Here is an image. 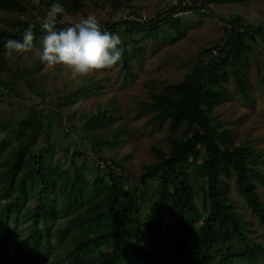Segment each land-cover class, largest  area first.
Masks as SVG:
<instances>
[{
    "label": "trees",
    "instance_id": "16d2710c",
    "mask_svg": "<svg viewBox=\"0 0 264 264\" xmlns=\"http://www.w3.org/2000/svg\"><path fill=\"white\" fill-rule=\"evenodd\" d=\"M135 1L140 0H0V24L4 27L0 29V73H9L13 68L16 77L30 75L28 85L34 84L39 68L27 65L25 55L14 61L4 56V43L8 39L22 40L29 23L20 17L28 9L42 20L54 2L71 12L106 6L111 12L125 10L128 15L139 16V8L132 5ZM181 1L176 0L177 4L165 11L161 8L145 22L120 19L102 24V30L133 34L147 33L160 23L173 25L178 19L171 15L182 9ZM252 1L264 2L191 0L189 8L195 11L211 4ZM224 23L228 26L224 28V42L212 46L216 56L198 63L178 83L149 92L147 107L155 111L152 119L167 122L169 130L182 129L179 139L167 137L166 153L151 149L156 160L144 166L139 177L141 193L148 181H154L157 194L158 215L146 218L150 249L143 250L132 240L140 222L135 214L136 189H124L122 177L113 170V162L103 156L99 158L103 166L92 174L87 193L83 192L82 184L85 175L92 173L88 168L73 166L61 171L51 167L47 163L52 146L50 123L44 111L30 105L17 125L8 127L0 121V264L264 263V245L246 234V224L220 191L224 178L233 176L238 194L264 228V202L257 191V185L264 187V170L255 166L259 157L251 148L234 143L230 130L214 128L208 110L222 91L218 78L224 74V67L238 63L245 39H253L249 31L254 33L262 28L264 32V23L255 27L239 19ZM68 26L71 25L62 21V15L58 17L57 30ZM37 34L46 33L40 29ZM179 37L181 34L176 35ZM137 55L139 49L134 48L130 57L136 59ZM258 77L264 94V74ZM235 78L240 95L246 99L247 91L237 72ZM0 88L6 91L8 82L0 79ZM204 100L207 105H203ZM106 116L105 111L96 112L89 123L102 124L105 118L111 119ZM38 136L43 138L41 144H35ZM190 180L196 183L199 206ZM168 204L171 223L162 229L161 220L168 214L165 210ZM58 219L63 221L56 222ZM102 222L104 229L100 227ZM196 223L198 226L194 228ZM57 248L63 252L49 258ZM96 252L101 255L95 256Z\"/></svg>",
    "mask_w": 264,
    "mask_h": 264
},
{
    "label": "rangeland",
    "instance_id": "374dc122",
    "mask_svg": "<svg viewBox=\"0 0 264 264\" xmlns=\"http://www.w3.org/2000/svg\"><path fill=\"white\" fill-rule=\"evenodd\" d=\"M166 2L167 0H140L132 2V5L139 8V16L142 14L151 18ZM205 10L206 14L193 13L179 17L173 25L160 23L147 33L117 32L122 39L126 57L111 69L73 78L65 66L49 68L38 58L25 54L26 64H33V69L39 68L34 75V84L28 85L31 83L30 75L16 77L13 68L9 73H0V79L8 82L6 91L0 88V121L8 127L17 125L30 105H37L44 111L51 126V157L47 159L51 167L56 166L61 171L73 166L78 169L88 168L92 173L85 175V182L82 184L83 192L87 193L92 174L96 168L103 166L99 161L103 156L113 162V170L122 177L124 189H136L138 199L135 214L140 222L132 240L143 250H149L151 242L146 218L158 215V201L155 182L148 181L146 189L141 193L139 177L143 167L152 165L156 160L151 149L166 153L169 150L167 137L177 140L182 131L181 128L169 130L167 122L158 123L152 119L155 111L147 107L150 102L149 92H159L166 84L178 83L198 63L216 56V50L212 46L224 42V22L239 19L253 27L264 23L262 1L211 4ZM88 14H95L101 25L128 16L125 10L111 12L106 6L86 7L81 12L67 10L62 14V21L73 25ZM20 19L29 25H35L34 43L41 47L43 34H37L41 29V16H33L28 9ZM2 28L4 27L0 24V29ZM249 33L253 39H245V49L238 63L224 67V74L218 78L222 91L208 110L214 128L217 131L230 130L234 143L251 148L256 157H259L255 166L264 170V94L258 77L264 74V32L261 28ZM177 34H181V37L176 38ZM134 48L139 49L136 59L130 57ZM124 61L128 67H125ZM235 72L245 85L246 99L240 95L236 86ZM203 105H207L206 100ZM104 111L107 113L106 117L111 119L105 118L106 121L102 124L99 122V125L95 121L89 123L93 114ZM19 131L22 132V129ZM42 139V136H38L35 144H41ZM198 172L202 174V171ZM224 181L220 191L230 200L232 209L246 224V234L264 245V228L238 194L233 176L224 178ZM190 185L199 206L194 180H190ZM257 191L260 200L264 202V187L257 185ZM29 204L32 205L33 202ZM67 207L70 208V205ZM165 210L168 214L161 220L162 229L171 223L172 218L169 204ZM62 221L63 219L56 220L59 223ZM103 226L102 222L101 229H104ZM197 226L196 223L194 228ZM62 252L61 248H57L49 258ZM100 255L95 253V256Z\"/></svg>",
    "mask_w": 264,
    "mask_h": 264
},
{
    "label": "clouds",
    "instance_id": "9594fccd",
    "mask_svg": "<svg viewBox=\"0 0 264 264\" xmlns=\"http://www.w3.org/2000/svg\"><path fill=\"white\" fill-rule=\"evenodd\" d=\"M67 9L60 3H52L41 21V47L34 43L35 25L25 29L22 40L8 39L4 43V56L9 61L31 54L49 68L63 65L73 78L93 72L111 69L122 62L124 49L119 34L102 30L101 21L95 14H88L71 26L57 30L58 17Z\"/></svg>",
    "mask_w": 264,
    "mask_h": 264
},
{
    "label": "built area",
    "instance_id": "2783aa9c",
    "mask_svg": "<svg viewBox=\"0 0 264 264\" xmlns=\"http://www.w3.org/2000/svg\"><path fill=\"white\" fill-rule=\"evenodd\" d=\"M176 4H177L176 0H167V2L163 5L162 9H163V11H165V10H167L168 7L174 6ZM190 4H191V0L181 1L180 5H181L182 9L177 11L176 13L172 14L171 17L175 19V18H179V17H183V16H189V15H192L193 13H201V14L204 13V14H206L205 8H200V9H197L194 11V10L189 8ZM123 20L135 21V22L142 23V22H145L146 20H149V18H146L144 15L141 14L137 18L135 16L128 15V16L124 17ZM224 27L227 28L228 26L224 25Z\"/></svg>",
    "mask_w": 264,
    "mask_h": 264
},
{
    "label": "crops",
    "instance_id": "0c3cea01",
    "mask_svg": "<svg viewBox=\"0 0 264 264\" xmlns=\"http://www.w3.org/2000/svg\"><path fill=\"white\" fill-rule=\"evenodd\" d=\"M264 34V33H263Z\"/></svg>",
    "mask_w": 264,
    "mask_h": 264
}]
</instances>
